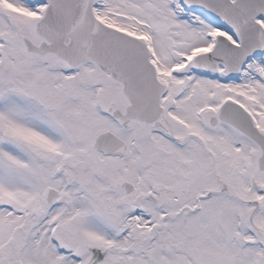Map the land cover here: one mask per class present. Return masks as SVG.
<instances>
[{
  "label": "snow or ice",
  "instance_id": "1",
  "mask_svg": "<svg viewBox=\"0 0 264 264\" xmlns=\"http://www.w3.org/2000/svg\"><path fill=\"white\" fill-rule=\"evenodd\" d=\"M0 264H264V0H0Z\"/></svg>",
  "mask_w": 264,
  "mask_h": 264
}]
</instances>
